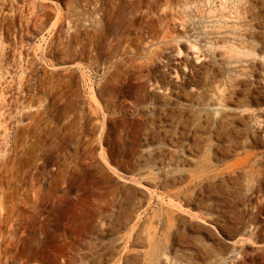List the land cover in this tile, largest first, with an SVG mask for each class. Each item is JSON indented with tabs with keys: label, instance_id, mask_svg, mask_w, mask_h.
<instances>
[{
	"label": "rangeland",
	"instance_id": "374dc122",
	"mask_svg": "<svg viewBox=\"0 0 264 264\" xmlns=\"http://www.w3.org/2000/svg\"><path fill=\"white\" fill-rule=\"evenodd\" d=\"M263 74L261 0H0V210L74 176L45 264H264Z\"/></svg>",
	"mask_w": 264,
	"mask_h": 264
},
{
	"label": "bare ground",
	"instance_id": "6f19581e",
	"mask_svg": "<svg viewBox=\"0 0 264 264\" xmlns=\"http://www.w3.org/2000/svg\"><path fill=\"white\" fill-rule=\"evenodd\" d=\"M261 2L264 4V0H261ZM148 3L151 2L148 1ZM3 26L2 23L1 27ZM214 105H218V103L216 102ZM225 108V110H231L229 107ZM262 125L264 126V124ZM27 187L28 190L25 194L16 202H12L10 209H4V212L2 208L0 210V260L2 264L4 260L8 264L9 261L7 262V260L9 258H12L13 264L18 263L20 253L24 257L21 264H45L42 261L43 258L45 259L46 256L52 258L53 255L59 254L55 249H47L45 240L36 244L33 236L30 235L29 237L25 232L20 233L21 230L30 229L31 225L37 222V219L45 215L51 217L50 222L56 226L60 234L59 238L63 250L60 258H72L75 249L73 236L77 229L76 210L83 202H90L91 197H84L78 192L80 183L74 176L51 182L50 189H45L39 178L34 179ZM216 225L218 232L223 236L222 241L233 246L235 241L226 214L219 216ZM6 228L8 230H5ZM52 241L54 242L53 239ZM198 255L204 257L202 253Z\"/></svg>",
	"mask_w": 264,
	"mask_h": 264
}]
</instances>
